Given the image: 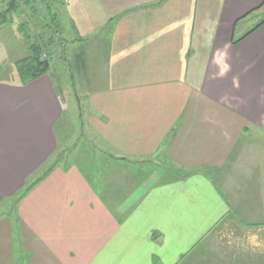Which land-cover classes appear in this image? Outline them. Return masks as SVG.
Instances as JSON below:
<instances>
[{
  "label": "crops",
  "instance_id": "0c3cea01",
  "mask_svg": "<svg viewBox=\"0 0 264 264\" xmlns=\"http://www.w3.org/2000/svg\"><path fill=\"white\" fill-rule=\"evenodd\" d=\"M77 3L100 46L89 127L109 153L175 174L105 192L56 166L11 206L52 163L64 105L49 76L0 85V264H264V248H200L226 223L264 228V23L233 44L264 0Z\"/></svg>",
  "mask_w": 264,
  "mask_h": 264
},
{
  "label": "rangeland",
  "instance_id": "374dc122",
  "mask_svg": "<svg viewBox=\"0 0 264 264\" xmlns=\"http://www.w3.org/2000/svg\"><path fill=\"white\" fill-rule=\"evenodd\" d=\"M10 1L16 5L14 13L10 14L12 24L0 25V85H19L14 63L29 55L30 44L42 48L41 59L46 60L50 67L48 74L42 78L48 80L49 76L52 79L54 91L64 105L65 119L56 128L58 148L52 163L56 162V166L65 170L75 167L98 182L105 192L114 186L129 193L140 182L156 180L159 183L170 177L171 173L175 174L172 171L174 165L160 158L139 162L121 158L113 151L109 153L105 143L89 127V109L85 99L91 86L90 79L93 78L91 66L93 59L100 54V46L97 45V37H92V41L91 37L85 38L78 30L83 23L74 19L80 8L77 0H47L45 4V0H0V12L6 9ZM43 4L58 19L51 20ZM92 7L88 13L94 16ZM261 18V15L253 14L241 20L236 32L252 29ZM160 168L165 171L162 178L157 176ZM5 214V211H0V216ZM208 235L200 248H264L262 227L251 229L230 222ZM18 260L16 254L15 264H19Z\"/></svg>",
  "mask_w": 264,
  "mask_h": 264
},
{
  "label": "trees",
  "instance_id": "16d2710c",
  "mask_svg": "<svg viewBox=\"0 0 264 264\" xmlns=\"http://www.w3.org/2000/svg\"><path fill=\"white\" fill-rule=\"evenodd\" d=\"M43 0H41L42 2ZM47 0L44 1V4ZM43 4V5H44ZM16 9L15 2L10 1L6 7V9L0 12V25L12 24L10 14L14 13ZM44 9L49 14L52 19H58L56 14H51L48 6L44 5ZM264 23V19L260 21L254 28H252L248 33H246L242 38L233 41V44H237L242 39L250 35L253 31H255L258 27H260ZM29 55L25 58L19 59L14 63V69L18 76L19 83L22 86H25L33 81H36L49 72V64L46 60H42V48L37 44H30L28 46ZM78 107V106H77ZM64 113L61 119L59 120L56 128L59 127L60 124L63 123ZM53 161V160H52ZM56 167V162L51 163L47 167L41 169V171L36 174L32 179L28 180L22 190H20L14 197L10 200L11 206L15 207L16 204L26 195L28 191H30L40 180L44 179L54 168Z\"/></svg>",
  "mask_w": 264,
  "mask_h": 264
}]
</instances>
